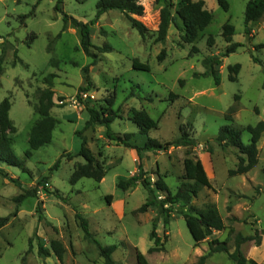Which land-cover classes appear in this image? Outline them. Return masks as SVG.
I'll return each instance as SVG.
<instances>
[{"label": "rangeland", "instance_id": "rangeland-1", "mask_svg": "<svg viewBox=\"0 0 264 264\" xmlns=\"http://www.w3.org/2000/svg\"><path fill=\"white\" fill-rule=\"evenodd\" d=\"M96 1L61 0L60 9H56L58 0H0V101L8 97L11 102L13 128L7 134L15 155L26 167L22 170L0 161V216L11 215L0 228V264H104L95 242L83 236L76 212L88 220L99 244L116 245L111 257L119 264H135V248L150 264H234L225 251L200 259L208 251V240L225 239L230 227L234 231L227 244L229 252L235 248L236 234L256 233L260 241L246 240L240 250L246 258L264 264V131L257 141V164L242 174H229L238 164V149L215 140L222 126L231 125L247 144L250 134L246 126L264 122V15L249 22L250 31L245 34L248 0H227V10L217 0H204L212 19L192 43H183L182 30L173 24L168 26L165 41L160 42L156 40L160 8L170 2V11L175 14L179 0H140L144 10L136 18L147 27L144 38L115 9L92 22ZM64 14L88 23L90 50L95 56L81 49L78 28L70 22L64 27ZM178 23L181 26L180 20ZM225 23L234 27L230 42L222 36ZM209 35L211 44L207 42ZM234 42L241 45L222 56L226 46ZM106 44L110 49L96 48ZM162 48L165 55L158 60ZM208 55L221 59L217 66L219 84L212 75L203 74L202 59ZM134 58L147 63L149 70L133 68ZM235 63L240 69L232 81L228 65ZM49 73L55 74L51 87L55 96L63 97L61 101L54 98L49 110L57 123L51 140L25 157L30 128L39 118V96L47 87L44 77ZM82 92L94 98L82 101L78 97ZM170 93L176 95L172 100ZM110 97L117 117L109 129L120 135L132 133V143L141 146L147 137L172 140L180 135V127L195 139L193 147L142 150L145 176L153 182L157 172L174 193L184 180L183 159L192 155L201 158L211 187H199L192 203L198 209L206 204L216 206L224 229L195 246L181 214H173L167 224L159 217L156 232L164 241V250L148 251L154 244L149 232L156 212L152 208L136 211L146 200L147 190L140 183L127 190L116 186L119 178L137 172L134 150L107 138L105 126L83 129L88 118L86 105L106 107ZM133 109H145L157 120V127L147 134L140 132L130 119ZM77 130L92 152H102L105 175L99 182L88 177L75 184L69 182L74 164L83 162L75 155L81 142ZM67 153L75 156L68 159ZM33 187L37 189L35 196L14 201L16 195ZM173 208L185 211L179 203ZM53 238L65 246L62 262L52 252L46 257L38 254L39 240L49 248Z\"/></svg>", "mask_w": 264, "mask_h": 264}, {"label": "trees", "instance_id": "trees-1", "mask_svg": "<svg viewBox=\"0 0 264 264\" xmlns=\"http://www.w3.org/2000/svg\"><path fill=\"white\" fill-rule=\"evenodd\" d=\"M166 2V0H164ZM58 0L56 9H60ZM218 5L223 9H228L227 0H217ZM96 12L92 19V22L97 20L103 13L108 10L115 9L124 14L129 21L131 27L135 28L142 38L145 37L147 27L136 18L143 14V5L140 0H97ZM171 3L166 2L160 8L159 23L157 28L156 40L164 42L169 24H173L177 29L182 30L181 41L183 43H192L211 21L212 14L204 6V0H179V6L175 10V14L170 11ZM264 15V0H248L244 8V33L248 34L250 31L249 22L257 21ZM64 27L67 22H70L74 27L78 28L80 34V47L87 55L95 56L91 52L90 48L93 47L90 41L89 25L87 22L77 20L72 16L64 14ZM181 22V26L178 23ZM234 27L230 23H225L222 26V36L226 42H230L231 35ZM209 44L212 43V37L209 35L207 38ZM241 43L234 42L226 46L222 56H226L229 53L236 50ZM98 50H107L110 47L106 44L102 47H96ZM193 50L196 48L193 46ZM165 55V49L162 48L157 55L158 60H161ZM3 53L0 54V69ZM255 59V58H254ZM257 60V59H255ZM221 63V59L218 55H208L202 59V64L205 67L203 74H210L214 78L215 84H219V76L217 72V66ZM132 67L140 70H149L147 63L141 62L138 59H132ZM240 64L235 63L228 65L229 75L228 78L232 81L236 80V75L239 72ZM55 74L49 73L44 77V81L47 87L41 92L36 108L39 118L33 123L30 128L28 136V148L24 152L25 157H30L32 151L47 144L52 137V131L57 123V119L49 112L51 105L54 102V98L58 101L63 99L62 96H55L54 91L51 89L53 84V77ZM81 94V93H80ZM79 97V96H78ZM175 94L170 93V99H174ZM113 99L110 97L106 100V107L97 108L95 106L86 105L88 118L84 122L83 129L92 127L93 125L105 126L104 134L110 140H115L117 143H121L127 147L135 150L137 153V172L128 176L119 178L116 186L122 190H127L140 183L147 190L146 200L136 209L138 212H145L149 208H152L156 215L152 219V229L149 232V238L153 240L154 244L148 251H160L164 250L161 237L156 232V223L159 217L163 218L164 224H167L173 214H181L185 220L189 233L191 234L194 245H197L201 241L210 237L214 231H220L224 229L225 225L223 219L213 204H206L202 209L196 208L192 199L197 195L198 189L201 186L211 187V183L204 169L203 163L196 155L187 156L183 159V178L179 185L176 187L174 193L170 192L166 182L160 174L156 172V179L150 182L149 178L145 176L146 172L142 169L140 164V152L142 150H148L156 152L158 150H167L170 147L187 146L193 147L196 144L194 138H192L183 127H180V135L175 139L168 141H159L156 138L147 137L143 145L139 146L129 141L132 137V133H124L123 135L115 134L109 129V124L117 117V112L111 107ZM11 102L8 97H4L0 101V161L10 166L20 167L22 170H26L23 159L17 157L12 149V139L8 136V130L13 128L12 121L9 117V110ZM130 119L137 125L140 132L147 134L152 128H156L158 125L157 120H154L149 116L145 109H133L131 111ZM226 119L232 120L230 116H226ZM246 131L250 134V140L247 144H244L240 138V131L231 126H222L215 140L219 144H226L234 146L241 154L238 157V164L236 168L229 171L230 175L242 174L253 168L258 162V148L257 141L259 140L261 133L264 131V122L259 121L255 125H247ZM80 136L81 142L76 156H80L83 162H76L73 166L72 172L69 177L70 184H75L80 178L88 177L99 182L105 175V169L103 162L100 160L102 152L99 150L97 154L92 152L88 147L85 136L82 135L81 130L76 131ZM207 151H211L207 149ZM67 153L68 159L73 156ZM59 160L53 165L56 167ZM2 169H0V172ZM40 182V181H39ZM43 182V181H42ZM43 188L47 190V187L43 185ZM37 189L35 187L24 190L14 197L15 202H20L27 196H35ZM162 193L163 195H160ZM56 194L58 195L57 191ZM107 201L110 200L111 195L105 196ZM179 203L185 208V211L174 210L173 205ZM36 210L40 212V207L36 206ZM10 214L6 216H0V228L4 226L9 218ZM42 215H39L41 218ZM75 217L83 231V236L87 239H92L97 245L99 255L103 256L104 264H119L111 257L112 252L116 249L115 244L101 245L94 239L92 233L88 228V220L80 213L76 212ZM234 231L233 227L228 230V235L225 239L219 240L218 238H210L208 240V251L200 257L201 260L211 255L214 252L225 251L232 259L234 264H259L251 258H246L240 250V244L246 240L256 239L259 240V235H247L236 234L235 248L232 252H229L228 241L230 234ZM165 240V237H164ZM31 242H29V245ZM38 254L40 256H49L52 252L58 261L62 262L65 253V246L61 240L53 238L49 240V248H46L43 241L40 239L38 242ZM135 264H150L141 251L135 248Z\"/></svg>", "mask_w": 264, "mask_h": 264}, {"label": "built area", "instance_id": "built-area-1", "mask_svg": "<svg viewBox=\"0 0 264 264\" xmlns=\"http://www.w3.org/2000/svg\"><path fill=\"white\" fill-rule=\"evenodd\" d=\"M90 98H94V96L92 94H88L87 92H82L80 95H79V99L80 100H90Z\"/></svg>", "mask_w": 264, "mask_h": 264}, {"label": "crops", "instance_id": "crops-1", "mask_svg": "<svg viewBox=\"0 0 264 264\" xmlns=\"http://www.w3.org/2000/svg\"><path fill=\"white\" fill-rule=\"evenodd\" d=\"M134 150V149H133ZM158 151H160V150H158ZM157 152V151H156ZM134 153L136 154V158H137V153L135 152V150H134ZM142 155V154H141ZM140 155V164H141V167H142V169L146 172V170H145V168H143V166H142V156ZM137 160V159H136ZM200 160H201V158H200ZM202 161V160H201ZM203 163V162H202ZM204 166V165H203ZM205 169V168H204ZM201 242H205V240L204 241H201ZM200 242V243H201ZM199 245V243L197 244V245H195V246H198Z\"/></svg>", "mask_w": 264, "mask_h": 264}]
</instances>
